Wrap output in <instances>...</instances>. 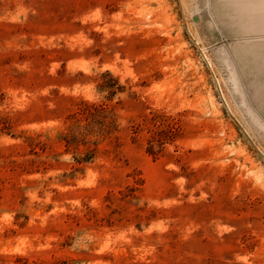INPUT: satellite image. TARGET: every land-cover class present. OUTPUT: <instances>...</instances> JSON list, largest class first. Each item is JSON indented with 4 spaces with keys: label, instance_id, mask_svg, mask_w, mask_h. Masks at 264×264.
<instances>
[{
    "label": "rangeland",
    "instance_id": "374dc122",
    "mask_svg": "<svg viewBox=\"0 0 264 264\" xmlns=\"http://www.w3.org/2000/svg\"><path fill=\"white\" fill-rule=\"evenodd\" d=\"M261 13L0 0V264H264Z\"/></svg>",
    "mask_w": 264,
    "mask_h": 264
},
{
    "label": "crops",
    "instance_id": "0c3cea01",
    "mask_svg": "<svg viewBox=\"0 0 264 264\" xmlns=\"http://www.w3.org/2000/svg\"><path fill=\"white\" fill-rule=\"evenodd\" d=\"M252 1H256L258 8L262 9V13L260 14V16L264 18V0H252Z\"/></svg>",
    "mask_w": 264,
    "mask_h": 264
}]
</instances>
